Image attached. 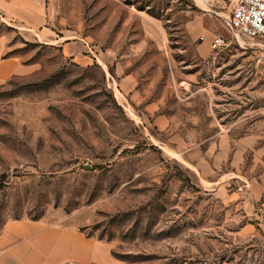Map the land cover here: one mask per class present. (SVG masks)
Listing matches in <instances>:
<instances>
[{
    "label": "rangeland",
    "instance_id": "obj_1",
    "mask_svg": "<svg viewBox=\"0 0 264 264\" xmlns=\"http://www.w3.org/2000/svg\"><path fill=\"white\" fill-rule=\"evenodd\" d=\"M20 1L0 0L2 56L35 71L0 86V232L45 219L115 264H264V57L210 49L228 1Z\"/></svg>",
    "mask_w": 264,
    "mask_h": 264
},
{
    "label": "crops",
    "instance_id": "obj_2",
    "mask_svg": "<svg viewBox=\"0 0 264 264\" xmlns=\"http://www.w3.org/2000/svg\"><path fill=\"white\" fill-rule=\"evenodd\" d=\"M20 3L28 13L31 10L37 12L36 1L21 0ZM15 8L12 4L7 5L5 12L20 18L17 13L15 15ZM40 36L47 38L43 33ZM65 46H62L64 56L79 59V44ZM2 53L3 45L0 44V86L14 77L35 71L17 58L3 57ZM0 264H115V261L107 245L72 228L57 227L45 219H22L8 221L0 232Z\"/></svg>",
    "mask_w": 264,
    "mask_h": 264
},
{
    "label": "built area",
    "instance_id": "obj_3",
    "mask_svg": "<svg viewBox=\"0 0 264 264\" xmlns=\"http://www.w3.org/2000/svg\"><path fill=\"white\" fill-rule=\"evenodd\" d=\"M227 1L229 12L220 19L229 38L223 34L214 35L209 44L210 49L216 51L235 41L243 48L258 51L257 61L261 62L264 57V0Z\"/></svg>",
    "mask_w": 264,
    "mask_h": 264
},
{
    "label": "trees",
    "instance_id": "obj_4",
    "mask_svg": "<svg viewBox=\"0 0 264 264\" xmlns=\"http://www.w3.org/2000/svg\"><path fill=\"white\" fill-rule=\"evenodd\" d=\"M6 184L5 176H0V189H2Z\"/></svg>",
    "mask_w": 264,
    "mask_h": 264
},
{
    "label": "bare ground",
    "instance_id": "obj_5",
    "mask_svg": "<svg viewBox=\"0 0 264 264\" xmlns=\"http://www.w3.org/2000/svg\"><path fill=\"white\" fill-rule=\"evenodd\" d=\"M200 2H203V0H199Z\"/></svg>",
    "mask_w": 264,
    "mask_h": 264
}]
</instances>
